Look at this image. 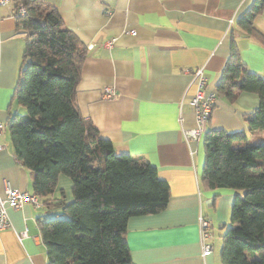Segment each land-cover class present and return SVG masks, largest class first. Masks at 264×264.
<instances>
[{
	"label": "crops",
	"instance_id": "crops-1",
	"mask_svg": "<svg viewBox=\"0 0 264 264\" xmlns=\"http://www.w3.org/2000/svg\"><path fill=\"white\" fill-rule=\"evenodd\" d=\"M56 7L83 42L87 56L76 92L82 116L94 123L118 155L143 156L170 185L163 211L129 219L126 240L135 264H222V236L236 190L212 189L201 181L205 133L210 129L246 131V116L259 104L256 93L235 103L219 95L203 135L186 136L197 125L191 101L198 89L195 72L204 69L216 90L231 51V35L246 68L264 78V43L237 23L255 0H41ZM264 36V8L254 21ZM26 34L15 5L0 7V197L6 183L34 193L33 172L16 156L8 121L24 109L13 100ZM113 41L111 47L105 44ZM106 88L116 95L105 96ZM11 110H10V105ZM40 200V199H39ZM60 200L72 201V180L60 175L51 206L6 204L10 227L0 230V264H47L39 220L56 217ZM212 225L214 250L203 255L199 219ZM225 226V227H224ZM220 237V239L218 238Z\"/></svg>",
	"mask_w": 264,
	"mask_h": 264
},
{
	"label": "trees",
	"instance_id": "trees-1",
	"mask_svg": "<svg viewBox=\"0 0 264 264\" xmlns=\"http://www.w3.org/2000/svg\"><path fill=\"white\" fill-rule=\"evenodd\" d=\"M20 4L24 15L17 13ZM14 5L26 34L13 95L24 112L8 121L14 150L33 172L34 193L44 204L52 205L60 175L72 180L73 200H60L56 217L39 220L47 264H135L126 240L128 221L166 209L170 185L145 157L118 155L80 113L76 92L87 48L59 10L41 0ZM263 8L264 0H255L237 20L262 43L254 21ZM235 39L232 32L216 91L232 104L241 93L258 95V106L245 118L249 133L258 135L264 133V78L246 68ZM204 145L202 183L237 191L222 236V264H264V142L243 130L210 129Z\"/></svg>",
	"mask_w": 264,
	"mask_h": 264
},
{
	"label": "built area",
	"instance_id": "built-area-1",
	"mask_svg": "<svg viewBox=\"0 0 264 264\" xmlns=\"http://www.w3.org/2000/svg\"><path fill=\"white\" fill-rule=\"evenodd\" d=\"M8 6H14V0H0V7ZM17 13L24 15L26 13V7L23 4H20L17 8ZM113 41L114 40L109 41L105 45L111 47L113 45ZM195 76L198 80V89L194 94L191 103L195 109L197 125L194 129L188 130L185 133L187 137L198 139L203 135L206 125L210 121L219 94L216 90H209L208 80L204 75L203 68L197 69ZM115 95L116 92L112 88H106L105 96L107 98L114 97ZM5 128L6 124L0 122V135L3 133ZM26 203L39 205L40 200L35 193L12 188L8 183H6V197H0V230L6 229L11 225L6 204H9L15 209H19ZM199 228L203 255H210L214 250V244L212 243L213 234L211 231L212 225L210 220L203 215L200 216Z\"/></svg>",
	"mask_w": 264,
	"mask_h": 264
},
{
	"label": "rangeland",
	"instance_id": "rangeland-1",
	"mask_svg": "<svg viewBox=\"0 0 264 264\" xmlns=\"http://www.w3.org/2000/svg\"><path fill=\"white\" fill-rule=\"evenodd\" d=\"M230 213H231V210H230ZM228 219H229L228 222L230 223V214H229V218H228ZM228 225L230 226V224H228ZM229 226H228V227H229ZM228 227H227V228H228ZM226 230H227V229H226ZM226 230H225V231H226ZM225 231H224V233H225ZM224 233H221V234H224ZM217 238H218V237H217ZM218 239H220V237H219Z\"/></svg>",
	"mask_w": 264,
	"mask_h": 264
}]
</instances>
